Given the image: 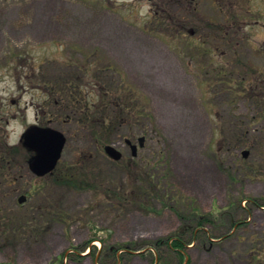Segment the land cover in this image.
I'll return each instance as SVG.
<instances>
[{
    "label": "rangeland",
    "instance_id": "1",
    "mask_svg": "<svg viewBox=\"0 0 264 264\" xmlns=\"http://www.w3.org/2000/svg\"><path fill=\"white\" fill-rule=\"evenodd\" d=\"M263 50L264 0H0V139L66 136L45 175L24 153L0 163V264H180L154 242L184 229L189 264H264ZM59 80L130 115L79 119ZM177 210L213 221L188 232Z\"/></svg>",
    "mask_w": 264,
    "mask_h": 264
},
{
    "label": "trees",
    "instance_id": "2",
    "mask_svg": "<svg viewBox=\"0 0 264 264\" xmlns=\"http://www.w3.org/2000/svg\"><path fill=\"white\" fill-rule=\"evenodd\" d=\"M179 2H176V3H179ZM162 14H163V17L165 20L175 18L166 9L162 12ZM155 18H157V15L155 16ZM263 52H264V50H263ZM251 65H253V62H251ZM263 67H264V64H263ZM221 73H223V72H221ZM259 73L261 75L257 77V80H261L262 88L264 89V68H262V70L260 69ZM77 77L78 76L75 75L73 77V79L76 80ZM241 80H242L241 81L242 84L247 85V83H248L247 81H245L243 78ZM115 81L116 82H114V83L116 85L118 84L120 89H122V87H123V89H125V88L130 89L131 90L130 92L133 91L137 95L139 100H141V101L145 100L143 97H141V95L138 96V94H140V93L137 90L133 89V87L131 85L120 83L117 80H115ZM64 82H66V81H60L59 80L58 90L64 92L67 95V97L71 98V104L68 105V110H69V112H72V114L75 117H78V113L82 112L84 115V116L82 115L83 118L88 119V116L86 113H88L89 111L94 109L95 110L94 114H96V112H99V111L102 113V114L99 113L101 115L97 118V122H100V124H104L107 122V120H111L112 124L116 125L119 123L120 124L125 123V120H124L125 117L130 115V113L127 112L130 109V104L127 102H124L121 97H117V96L116 97H110L106 102L103 101L100 103L89 102L90 94H88V95L84 94L81 85L64 86V85H62ZM226 83L229 85V87H234V84H232L231 81L226 82ZM241 83H240V85H241ZM123 85H125V86H123ZM226 90L228 92H231V91H229V89H226ZM103 91H104V88H101V93H103L102 95L105 96L104 93H108V91L107 90L104 92ZM232 92L234 93V88H233ZM129 99L133 100L135 102V106L133 107V109L136 110V112H135L136 114L139 113L143 122L145 121L146 118L152 119V114L150 112V109H148V103L147 102H146L147 103V105H146V103L144 101H142L141 106L138 107L137 100L135 97H130ZM76 101H78V102H76ZM76 103H77V105H76ZM127 113H129V114H127ZM94 114H93V116H94ZM88 115H91V114L88 113ZM38 117H39V115H38ZM78 118L80 119V117H78ZM83 121H85V120H83ZM87 124H88V122H87ZM86 128H88V127H86ZM92 129L93 130H91L90 133L93 135L92 137L95 138V141H98L99 140L98 139L99 131L96 132L94 128H92ZM4 138H6V136ZM224 140H228V138L226 137ZM6 141L7 140H1L0 139V163L1 164L9 163V165H11V162H12L11 155L16 156V154H20V153L21 154L24 153V155H26V161L27 162H28L29 158L30 159L32 158V154H33L32 151L28 150L24 146H23L24 149L19 148L18 146H13V145L7 146ZM13 164H14V162H12V165ZM18 168L23 169L21 166H18ZM1 172H4V170H2ZM194 209L195 208H193V210ZM190 210H192L191 207H190ZM193 212L194 211H189L190 215H187L186 212L181 211V210H177L178 215L180 216V218L183 220L184 223L187 224L188 222H190L188 225L185 226L186 230H188V232L189 231L194 232L193 229L197 225H203V224L205 225V224L211 223L213 221V215L214 214L212 212L208 213V214L199 213L197 211H195V213H193ZM184 234H185V229H184V232L181 230V232H178L177 234H175V237H168L165 239H163V238L157 239V241H155L154 244H155V246H158V247L168 246L170 249L176 250L180 256V264H182L184 261V256H185V254L183 253V249H182L185 247ZM170 240H172V242H170Z\"/></svg>",
    "mask_w": 264,
    "mask_h": 264
},
{
    "label": "water",
    "instance_id": "3",
    "mask_svg": "<svg viewBox=\"0 0 264 264\" xmlns=\"http://www.w3.org/2000/svg\"><path fill=\"white\" fill-rule=\"evenodd\" d=\"M144 137L141 138L143 143ZM23 143L35 154L31 160V167L37 175H45L51 172L58 164L66 143L65 134L58 129L49 126L33 125L23 134ZM143 145V144H141ZM134 153L137 145H133ZM106 153L113 159L119 160L123 154L113 145H107ZM247 151L244 152L246 155ZM26 195L19 198V202L26 200Z\"/></svg>",
    "mask_w": 264,
    "mask_h": 264
},
{
    "label": "flooded vegetation",
    "instance_id": "4",
    "mask_svg": "<svg viewBox=\"0 0 264 264\" xmlns=\"http://www.w3.org/2000/svg\"><path fill=\"white\" fill-rule=\"evenodd\" d=\"M214 24H216V22H215ZM130 145H131V144H130Z\"/></svg>",
    "mask_w": 264,
    "mask_h": 264
}]
</instances>
